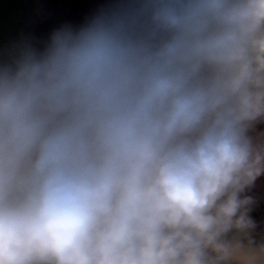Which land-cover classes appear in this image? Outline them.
<instances>
[{"label": "clouds", "instance_id": "1", "mask_svg": "<svg viewBox=\"0 0 264 264\" xmlns=\"http://www.w3.org/2000/svg\"><path fill=\"white\" fill-rule=\"evenodd\" d=\"M33 11L0 35V264H264V0Z\"/></svg>", "mask_w": 264, "mask_h": 264}, {"label": "flooded vegetation", "instance_id": "2", "mask_svg": "<svg viewBox=\"0 0 264 264\" xmlns=\"http://www.w3.org/2000/svg\"><path fill=\"white\" fill-rule=\"evenodd\" d=\"M65 2L66 0H0V35L6 28L26 23L30 17L34 16L33 9L38 3H43L52 9H58ZM37 27L43 26L38 25ZM262 127L264 125H257V129ZM255 191L264 195V177L258 179ZM252 215L258 223L264 225V203L259 204Z\"/></svg>", "mask_w": 264, "mask_h": 264}]
</instances>
